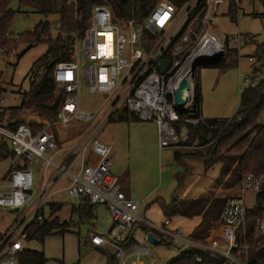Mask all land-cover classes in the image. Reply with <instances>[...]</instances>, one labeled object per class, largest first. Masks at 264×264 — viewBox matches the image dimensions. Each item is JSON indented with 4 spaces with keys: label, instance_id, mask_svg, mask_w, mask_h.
Here are the masks:
<instances>
[{
    "label": "built area",
    "instance_id": "2783aa9c",
    "mask_svg": "<svg viewBox=\"0 0 264 264\" xmlns=\"http://www.w3.org/2000/svg\"><path fill=\"white\" fill-rule=\"evenodd\" d=\"M200 1L188 0L182 7L159 1L141 21L124 22H117L108 6L94 7L91 24L82 37L74 38L69 59L55 67L56 92L63 97L56 119L38 117L37 121L13 129L18 118L0 98V142L7 143L13 154L8 174L0 176V209L18 210L0 240V264H19V257L30 241L27 228L35 221L44 224L54 220L58 203L53 199L61 193L77 201L75 206L86 200L110 211L111 229L107 235H92L90 242L100 248H112L118 264H126L129 255L137 258L140 254L151 255L148 247L135 238L137 227H149V222L139 215L141 203L127 198L119 178L112 173L111 156L115 148L103 142L101 132L108 122L127 111L141 121L156 124L160 150L202 148L198 139L188 146L190 126H198L202 121L196 116L193 66L200 58L213 60L224 57L228 49L239 51L248 38L241 36L228 42V36L212 25L217 7L224 0H207L204 29L194 42L191 15ZM239 2L236 0L237 5ZM68 4L76 5L77 0H69ZM79 43L84 44L83 50ZM158 60L170 62L165 73L161 72ZM248 60L255 62L253 56ZM185 77L190 90L185 94V104L180 106L175 91ZM258 77L259 74L246 76L245 83L254 87ZM84 84L89 94L103 98L93 111L81 109ZM74 122L85 124L84 130L75 132L77 139L59 140L58 131H70ZM33 125L41 128L35 130ZM36 167H40L41 177L37 178L38 192L33 198ZM263 181V177L253 175L243 178L239 185L241 194L228 198L219 221L204 242L190 239V234L185 237L183 229L156 227L154 230L162 239L177 240L180 244L166 264L183 259L188 248L190 253L192 249L203 251L216 261L224 260V264H253L249 257L251 247L264 249V213L255 218L254 229L250 231L247 227L250 208L245 194L249 191L258 194ZM28 190L32 194H27ZM48 205L51 215L45 212ZM196 259L202 262V257ZM155 264L163 263L158 260Z\"/></svg>",
    "mask_w": 264,
    "mask_h": 264
},
{
    "label": "rangeland",
    "instance_id": "374dc122",
    "mask_svg": "<svg viewBox=\"0 0 264 264\" xmlns=\"http://www.w3.org/2000/svg\"><path fill=\"white\" fill-rule=\"evenodd\" d=\"M170 1L173 0H157ZM231 0H224L217 7V15L214 27L221 34L228 36V42L238 37H247L248 42L241 44V49L237 52H228L216 65H202L196 69L195 84L201 89L202 97V118L203 119H231L236 114L240 106L241 93L247 86L246 76L253 75L259 71V77L255 81L258 87L264 81V0H240L238 3L239 16L235 19L230 15ZM11 9L17 12L11 25L13 32L22 34L25 31H33L40 23H50L52 40H56L60 33V18L58 15H42L27 9H20L19 0H13ZM121 22V21H120ZM193 27V41L201 35V28L195 31ZM80 49H84V44L79 43ZM48 50V43L37 46L21 44L17 51L10 56L0 52V89L3 91L2 99L5 106L11 113H18L21 108L24 95L31 89V70L34 63ZM253 56L254 63H250L248 58ZM264 94V88L262 90ZM59 97L55 91L52 97L56 100ZM103 101L100 95L89 94L87 86L81 87V109L83 111H93L99 107ZM96 104L98 106L96 107ZM20 116V114H16ZM23 115V114H22ZM29 115V113H24ZM30 116L43 118L38 114ZM260 124L264 126V106L260 113ZM84 130L85 124L74 122L70 131L59 130L58 139L70 142L77 139L75 132ZM156 140H155V135ZM103 142L112 144L115 151L112 153L114 162L112 173L116 175L124 189L128 185H136L139 194L155 189L154 194L146 203H142L139 208V215L145 218L150 226L136 229L135 238L148 247L151 255L140 254L129 255L126 264H133L141 261L144 264H155L161 261L168 263L173 258L180 244L177 240L165 238L163 244L153 245L147 241V235L153 233L156 238L160 233L154 230L156 227L168 228L170 230L183 229L184 236L188 237L194 232L201 222V217L185 218L181 216L169 217L164 210L163 204L169 206L175 196L179 199H195L199 197L227 198L231 194H241L239 185L233 189L226 187L227 177L221 175L220 165H215L209 171H205L204 165H184L173 156L170 148L160 150L157 126L153 122L141 120H129L124 122L110 121L101 132ZM207 141L211 140L208 136ZM158 141V144H157ZM188 153L192 151H206L202 149H177ZM93 155V153H92ZM93 158V156H92ZM188 158V157H187ZM183 158L189 164L199 162L193 157ZM10 159L0 161V176L9 172ZM34 195L38 192L41 177L40 167L34 171ZM182 177L183 180H182ZM231 180L233 179L230 178ZM230 179H228L230 181ZM182 180V182H181ZM228 181V182H229ZM58 203V210L53 214V219H59L61 223H68L64 234H55L41 243L37 240L29 241L26 250L44 252L45 256L51 260L52 264H109L114 250L98 251L87 245L92 233L107 235L113 225V218L110 211L105 206H97L98 210L94 217L85 218L80 211L73 207L77 201L72 200L67 193H61L53 199ZM245 200L249 208H254L257 203V193L249 191L245 194ZM86 201H84V204ZM84 207V205H83ZM11 210L0 209V239L5 225L16 219V215L10 213ZM47 215H51V207L45 208ZM172 220V221H171ZM95 224V230L92 229ZM216 223L213 225V227ZM212 227V228H213ZM148 231H150L148 233ZM209 235V234H208ZM161 238V237H160ZM159 240V239H158ZM172 246V247H171Z\"/></svg>",
    "mask_w": 264,
    "mask_h": 264
},
{
    "label": "trees",
    "instance_id": "16d2710c",
    "mask_svg": "<svg viewBox=\"0 0 264 264\" xmlns=\"http://www.w3.org/2000/svg\"><path fill=\"white\" fill-rule=\"evenodd\" d=\"M12 1L0 0V52L10 56L17 51L21 44L37 46L45 42L48 43L47 52L34 63L31 70V89L24 95L23 104L18 109L20 116L16 115L18 113L13 114L18 118L13 129L24 124L25 118L32 114H38L47 119L57 118L63 97L52 99L56 91L54 70L58 63L69 59L74 38L82 37L90 26L94 7L108 6L114 13L117 22L141 21L158 3L157 0H77L76 5H69V0H19L20 9H27L47 16H59L60 33L56 40H52L51 25L43 22L36 25L33 31L15 35L11 30V25L17 12L11 9ZM187 1L174 0L173 3L182 7ZM207 10V0H201L191 15L193 27H196L195 31L197 28H201V32L204 29ZM230 15L233 19L239 16L236 0H231ZM66 36L69 39H66ZM232 51L237 52V50L228 49L226 54ZM254 74H259V71ZM263 88L264 81H261L258 87L250 86L243 90L239 109L233 118L210 120L202 118L201 89L197 87L196 107L198 113L196 116L201 117L202 121L198 126H190L191 138L188 146L193 145L198 139L199 146L205 147L206 151H192L183 154L175 149L173 151L175 160L185 165L183 158L193 157L204 164L206 172L212 169L215 164H220L221 175L228 179L233 177L230 181L227 179L226 187L228 189L240 185L243 178L248 175L264 178V126L260 124V113L264 106ZM2 95L3 91L0 89V98ZM24 113H29V115H24ZM133 119L138 120L134 114L122 111L114 121L124 122ZM32 127L35 130L41 128L39 125ZM208 136L211 137L210 141L206 139ZM186 150L189 149L186 148ZM12 156L7 143L0 142V161L10 159ZM227 200L228 198L214 197L196 199L175 197L171 205L165 206L164 210L169 217L181 216L190 219L201 217L202 220L196 230L190 234V239L204 242L213 225L219 221ZM78 211L85 218L93 216V206L87 201L80 205ZM262 213H264V181L261 191L257 194L256 206L248 211L247 227L251 228L250 231L254 229L255 218ZM67 226L68 223H61L59 219L44 224L35 221L27 228L26 234L30 241L37 240L44 243L50 236L66 233ZM160 240L161 244H166L163 242L164 239ZM198 256L202 257V262L197 261ZM249 257L253 260V264H264V249H258L256 245L252 246L249 250ZM113 261L115 262L114 256ZM19 264L52 263L44 252L25 250L19 257ZM170 264H224V260L216 261L208 253L192 249V252L185 255L183 259Z\"/></svg>",
    "mask_w": 264,
    "mask_h": 264
},
{
    "label": "crops",
    "instance_id": "0c3cea01",
    "mask_svg": "<svg viewBox=\"0 0 264 264\" xmlns=\"http://www.w3.org/2000/svg\"><path fill=\"white\" fill-rule=\"evenodd\" d=\"M172 2H174V0L172 1ZM38 118V117H34V116H27L26 118H25V122L27 123H29V122H33V121H37L36 119ZM154 135H155V133H154ZM103 140V139H102ZM155 140H156V135H155ZM157 140H158V138H157ZM157 144H158V141H157ZM112 145V144H111ZM115 148V147H114ZM202 149V148H201ZM116 150V149H115ZM114 150V151H115ZM188 159V158H187ZM185 162V161H184ZM199 164H201V165H204L202 162H197V164L196 163H193V162H191L190 161V163L189 164H187L186 162H185V165H199ZM215 165H220V164H215ZM221 167V166H220ZM136 185H128L127 186V188L126 189H124L123 188V186H122V191H123V193L127 196V198L128 199H130V200H132V201H135V202H139V203H146V202H148L149 200H150V197L154 194V191H155V189H153V190H151V191H145V193L144 194H139V192L137 191V188L135 187ZM235 192V190L233 191V194H231L230 196H228L227 198H230V197H234V196H238L239 194L236 192V193H234ZM176 197V196H175ZM174 199V198H173ZM196 199V198H195ZM80 205H82V204H80ZM80 205L79 206H75V205H73V207L75 208V210H77L78 211V209H79V207H80ZM165 206H167V205H165V204H163V207L165 208ZM59 208L57 207V209L56 210H58ZM98 210V207L97 206H93V211H92V218L94 217V215H96V211ZM174 217H176V216H174ZM172 221V220H171ZM10 224L11 223H8L7 225H5V227H4V231H3V233H1L2 234V236L5 234V232H6V230L8 229V227L10 226ZM149 225H150V223H149ZM138 228V230L139 229H142L143 230V227H142V225H140V226H138L137 227ZM145 228H148V227H146L145 226ZM92 229L93 230H95V224H92ZM165 229H168V228H165ZM179 229V228H178ZM168 230H170V229H168ZM175 230H177V229H175ZM175 230H173V231H175ZM69 231V230H68ZM67 231V232H68ZM171 231V230H170ZM149 233V232H148ZM95 234H97V233H92V235H95ZM191 234V233H190ZM91 235V236H92ZM98 235H100V234H98ZM156 235V234H155ZM90 236V237H91ZM135 236H136V231H135ZM90 237H89V241L87 242V245L88 246H90V247H92L93 249H95V250H98V251H101V252H103V251H108V250H110V248H104V247H97V246H94V245H92L91 244V242H90ZM159 239V238H158ZM160 240V239H159ZM161 241V240H160ZM114 256V255H113ZM113 256H112V258H111V260H110V262H109V264H118L116 261L114 262L113 261Z\"/></svg>",
    "mask_w": 264,
    "mask_h": 264
},
{
    "label": "water",
    "instance_id": "95a60500",
    "mask_svg": "<svg viewBox=\"0 0 264 264\" xmlns=\"http://www.w3.org/2000/svg\"><path fill=\"white\" fill-rule=\"evenodd\" d=\"M223 59V55H221L220 57L216 58V59H213V60H199L197 61L194 66H193V74L195 73L196 69L199 67V66H202V65H208V66H212V65H216L218 64L221 60ZM158 63H160V70L162 73H165L168 68L170 67V62L169 61H165V60H158ZM190 90V82L188 80L187 77H185L179 84L178 88L176 89L175 91V100H176V103L180 106H183L185 104V94L187 91ZM27 194H32V190H28L27 191ZM18 210L15 209V210H11L10 213L12 214H15L17 213ZM147 241L150 243V244H153V245H160L161 244V241L158 240L156 238V236L153 234V233H149L147 235ZM185 254H189L190 253V249H186Z\"/></svg>",
    "mask_w": 264,
    "mask_h": 264
},
{
    "label": "bare ground",
    "instance_id": "6f19581e",
    "mask_svg": "<svg viewBox=\"0 0 264 264\" xmlns=\"http://www.w3.org/2000/svg\"><path fill=\"white\" fill-rule=\"evenodd\" d=\"M202 58H200V60H201ZM204 59V58H203Z\"/></svg>",
    "mask_w": 264,
    "mask_h": 264
}]
</instances>
